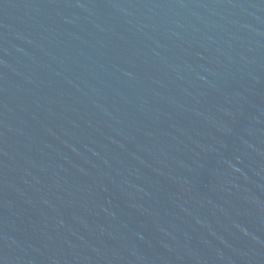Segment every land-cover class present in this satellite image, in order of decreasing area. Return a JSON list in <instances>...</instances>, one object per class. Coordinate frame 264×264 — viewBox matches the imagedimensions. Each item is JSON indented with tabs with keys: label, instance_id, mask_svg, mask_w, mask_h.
I'll use <instances>...</instances> for the list:
<instances>
[{
	"label": "water",
	"instance_id": "1",
	"mask_svg": "<svg viewBox=\"0 0 264 264\" xmlns=\"http://www.w3.org/2000/svg\"><path fill=\"white\" fill-rule=\"evenodd\" d=\"M0 264H264V0H0Z\"/></svg>",
	"mask_w": 264,
	"mask_h": 264
}]
</instances>
